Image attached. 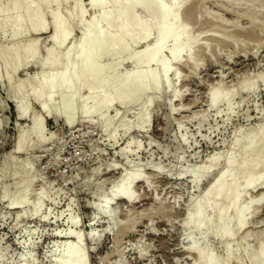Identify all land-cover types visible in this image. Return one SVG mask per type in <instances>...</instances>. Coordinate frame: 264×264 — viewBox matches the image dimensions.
<instances>
[{"label":"rangeland","instance_id":"374dc122","mask_svg":"<svg viewBox=\"0 0 264 264\" xmlns=\"http://www.w3.org/2000/svg\"><path fill=\"white\" fill-rule=\"evenodd\" d=\"M14 1L0 0L1 24L14 17L7 10ZM186 1L188 6L196 8L195 20L187 21L184 9L179 19L196 37V43L192 51L184 49L178 65H172L169 84L165 86L161 82L158 90L147 92L145 98L150 104L141 117L143 103L128 106L116 102L87 120L80 119L77 112L75 124L67 127L60 119L48 118L35 100L28 98L29 118L18 121L16 103L7 100V91L17 87L21 80L38 76L41 68L29 62L9 82L11 60L6 48L15 43L23 47L36 42L37 57L43 60L51 46L49 14L54 6L42 7L48 28L45 33L31 32L12 39L10 27L0 32V264H55L65 250L62 239H57L55 234L65 235L71 229L80 233L84 264H199V257L192 252L194 242L206 256L212 253L221 262L227 258L229 246V264H251L250 256L259 246L258 237L264 234V200L260 199L264 189L252 191L239 185L243 194L240 205L250 204L251 215L245 228L223 239L213 234L218 225V208H228L230 218L233 210L227 201L213 193L207 194L206 189L224 169L223 161L228 154L242 158L246 153L233 148V140L256 137L262 139L264 146V82L261 80L264 77V0ZM73 5L74 1L61 4L59 15L66 18ZM82 6L83 22L88 23L97 16L98 10L89 6V0H82ZM112 9L109 5L108 10ZM134 16H144L141 8L135 9ZM23 28H27L26 24ZM85 28L73 31L74 41ZM101 28L108 32L105 25ZM112 31L118 33V27ZM151 38L155 40L154 32ZM123 40L127 47L124 53L116 52L97 61L101 77L96 83V94L111 95L116 84L145 70L144 65L136 67L128 63L132 55L140 52L141 46L124 37ZM171 46V42L166 44L164 61H173ZM151 68L155 70L157 66ZM245 76L255 86L248 91L238 90ZM92 78L89 74L88 84ZM28 81L20 93L32 92L35 85ZM214 86L219 92L235 89L231 110L224 104L219 105L218 113L209 108L207 91ZM54 96L56 102L61 99L59 94ZM88 96L90 93L82 90L76 103ZM122 113L125 123L118 128L114 140L110 139L106 131L112 124L104 123V119ZM204 116L206 121L198 128ZM35 117L42 122L44 136L50 140L21 154L15 148L19 130L28 138L27 145H33L35 138L31 129ZM183 136L186 141L182 140ZM129 139L133 142L128 151L117 153L113 141L120 145ZM214 154L220 162L198 186L189 176L178 177L180 171L189 172L194 166L206 165ZM28 168L35 177L28 190L31 200L20 209L15 208L11 201ZM127 168L140 172L147 181L146 187L133 186L137 197L134 205L111 198L109 193L116 178L110 170ZM224 181L231 183L229 177ZM100 186L102 191L98 190ZM42 190L47 194L36 209L34 201ZM194 201L203 208L209 224L205 233L188 238L190 231L184 228V221ZM93 231L95 238L91 236Z\"/></svg>","mask_w":264,"mask_h":264},{"label":"bare ground","instance_id":"6f19581e","mask_svg":"<svg viewBox=\"0 0 264 264\" xmlns=\"http://www.w3.org/2000/svg\"><path fill=\"white\" fill-rule=\"evenodd\" d=\"M69 1H74L73 9L71 13L67 14L66 18H64L65 16L62 18L58 13V8L61 4ZM109 5L113 6L112 10H108ZM51 6H54L49 14L52 21V34L49 38L51 46L48 48L47 55L43 60H39L37 57L36 42L25 44L23 47L15 43L6 48L11 60L7 73L9 82L14 74L29 62H34L41 68L38 76L32 77L29 81L27 80L30 85H35L29 95L22 93L24 84L27 83L23 80L19 82L17 87L10 88L7 91V100L16 103L18 121H25L29 118L28 98L35 100L48 118L54 119V121L60 119L67 127H72L75 124L77 112L80 119L87 120L116 102L128 106L143 103V109L139 114V117H141L145 112V108L150 104L145 98L147 92L150 89L152 92L158 90L161 82L167 86L169 84L168 77L172 72V65H178L184 49L188 48L189 51H192L191 49L196 43V37L190 34L191 30L189 31L188 27L181 23L179 19V15L184 9L186 20H195L196 8L188 6L186 0H169L168 4L165 3V0H89V6L97 9L98 14L88 23L83 22L85 11L82 0H24L23 4L21 0H15L7 9L15 15L12 20L5 19L2 24L0 23V32L10 27L12 39L27 36L31 32L35 34L45 33L48 28L42 7L49 8ZM136 8H141L144 13L143 17L137 18L134 16ZM24 24H26V29L23 28ZM101 25H105L108 32H104ZM84 26L86 27L84 32L77 41H74L73 31ZM116 27H118V33L112 31ZM153 32L156 35L155 40H151ZM123 37L131 40L135 45L141 46L140 52L132 55L128 63L136 67L144 65L145 70L132 74L116 84L111 95L96 94L98 89L96 83L101 77V66L97 61L104 57H112L116 52L124 53L127 47ZM69 41L71 43L68 45ZM168 42L172 43L169 52L176 63L163 60V53ZM101 47H104V50ZM153 65H156L157 69L152 70L151 66ZM191 68H193V65H191ZM89 74L93 75L91 84H88ZM174 76L178 79L176 73H174ZM261 80L264 82V77ZM253 84L254 82H251V80H248V76H245L237 89L248 91L252 86H255ZM82 90H87L90 96L88 98L82 97L77 104L76 100ZM216 90L217 88L214 86L207 91L209 108L218 113L219 105L224 104L228 110H231V99L234 96L235 92L233 91L235 89L233 91L223 90L222 92ZM20 91H22V94ZM55 94L61 95L58 102L54 100L56 98ZM174 96L177 97V95ZM205 119L206 116L200 120L198 128L202 127L206 121ZM104 123L112 124L107 129L106 134L114 140L118 128L125 123L124 113L115 114L111 118L105 117ZM31 134L34 136L35 142L33 145H27L28 138L22 130H19L18 141L15 145L19 153L28 152L35 149V146L42 145L50 140L48 136H44V126L37 117L33 119ZM182 140L186 141L185 136L182 137ZM261 141V138L256 137H248L244 141L233 140V148H240L246 153L242 158H236L233 153L228 154L225 161H223L224 169L217 173L207 186V194L213 193L217 198L227 201L229 207L233 210V215L230 218L228 217V208H218V225L213 232L218 238H231L236 231L238 232L246 227L248 217L251 215L250 204L240 205L243 194L239 189V185L242 184V186L252 191L264 189V146ZM132 142L133 140L129 139L119 145L117 141H113V146L118 151L117 153L123 154L128 151ZM219 162L220 158H216L214 154L208 158L206 165L194 166L189 172L180 171L178 177L189 176L192 183L198 186L205 178L210 176ZM120 170H110V174L116 177L113 179L112 188L109 192L110 196L134 205L137 202V197L133 186L136 184L135 187L138 185L146 187L147 181L143 179L140 172L134 173L129 168ZM155 172L164 174L156 169ZM33 177L31 169L28 168L23 172L19 190L11 201V205L15 208L20 209L30 203L28 190L33 182ZM226 177L231 179V183L224 181ZM101 188L100 186L98 190ZM44 190L36 195L34 201L36 209L39 208L38 206L42 203L44 195L47 194ZM95 194H98V192L96 191ZM260 199L261 201L264 200V193L260 194ZM202 209L196 201L189 205L184 221V228L190 231L188 238L197 233H205L209 220L205 218ZM95 233L94 231L91 233L92 238L96 237ZM55 236L57 239H62V246L65 247L62 257L55 264H84L85 252L80 248L82 239L77 229H71L65 235L59 233ZM258 240V249L250 256L251 264H264V234L260 235ZM192 252L199 257V264H229V246L226 248L227 258L223 262L219 261L212 253L206 256L204 250L198 248L195 242L192 243Z\"/></svg>","mask_w":264,"mask_h":264}]
</instances>
